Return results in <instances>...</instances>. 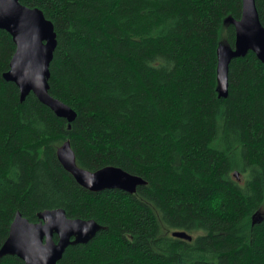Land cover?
I'll list each match as a JSON object with an SVG mask.
<instances>
[{
  "label": "trees",
  "instance_id": "1",
  "mask_svg": "<svg viewBox=\"0 0 264 264\" xmlns=\"http://www.w3.org/2000/svg\"><path fill=\"white\" fill-rule=\"evenodd\" d=\"M20 2L53 22L49 91L77 115L69 123L33 92L21 100L3 76L16 43L0 29V248L17 211L36 222L63 208L104 228L57 264H264V62L222 60L243 0ZM67 140L79 166L147 183L86 189L59 160Z\"/></svg>",
  "mask_w": 264,
  "mask_h": 264
},
{
  "label": "water",
  "instance_id": "2",
  "mask_svg": "<svg viewBox=\"0 0 264 264\" xmlns=\"http://www.w3.org/2000/svg\"><path fill=\"white\" fill-rule=\"evenodd\" d=\"M0 29L7 30L16 43L10 68L3 76L18 85L21 100L33 92L57 116L69 123L74 121L76 111L49 91L50 64L57 46L53 22L39 8L26 6L20 0H0ZM235 47L234 51H222V60L243 57L253 51L264 62V25L256 0H243L242 18L236 23ZM58 157L76 181L93 192L120 189L135 193L138 186L147 183L142 176L118 166L107 165L96 171L79 166L70 140L59 147ZM235 175L239 177V172ZM38 217L39 221L33 222L16 212L9 235L0 248V258L14 255L25 264H57L69 246L88 243L104 228L95 219L69 217L63 208L43 210ZM173 235L185 240L193 238L183 230L174 231Z\"/></svg>",
  "mask_w": 264,
  "mask_h": 264
},
{
  "label": "rangeland",
  "instance_id": "3",
  "mask_svg": "<svg viewBox=\"0 0 264 264\" xmlns=\"http://www.w3.org/2000/svg\"><path fill=\"white\" fill-rule=\"evenodd\" d=\"M225 51H226V49H225ZM221 74H223V72L221 71ZM195 235V234H194Z\"/></svg>",
  "mask_w": 264,
  "mask_h": 264
},
{
  "label": "flooded vegetation",
  "instance_id": "4",
  "mask_svg": "<svg viewBox=\"0 0 264 264\" xmlns=\"http://www.w3.org/2000/svg\"><path fill=\"white\" fill-rule=\"evenodd\" d=\"M55 240H57V239H55Z\"/></svg>",
  "mask_w": 264,
  "mask_h": 264
}]
</instances>
